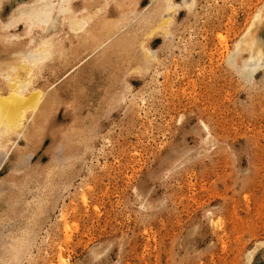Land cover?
Wrapping results in <instances>:
<instances>
[{
    "label": "rangeland",
    "instance_id": "1",
    "mask_svg": "<svg viewBox=\"0 0 264 264\" xmlns=\"http://www.w3.org/2000/svg\"><path fill=\"white\" fill-rule=\"evenodd\" d=\"M261 4L197 0L142 44L150 58L137 34L128 58L99 51L65 77L58 69L57 81L47 62L55 91L19 139L33 165L18 172L28 184L19 226L0 223V264H264V75L241 77L237 56L226 63ZM92 28L87 43L60 39L80 58L114 30ZM12 48H0V61ZM15 153L0 179L15 176ZM0 187L1 213L18 188ZM19 228L24 241L3 260Z\"/></svg>",
    "mask_w": 264,
    "mask_h": 264
},
{
    "label": "bare ground",
    "instance_id": "2",
    "mask_svg": "<svg viewBox=\"0 0 264 264\" xmlns=\"http://www.w3.org/2000/svg\"><path fill=\"white\" fill-rule=\"evenodd\" d=\"M4 1L11 2V0H0V9H2L1 6ZM13 1L16 4H12L13 7L7 10L10 12L4 17L0 13V48L4 46L14 47L5 54L3 61H0V79L3 81L2 87H0V169L5 165L6 159L9 156L13 157L16 152L14 161L10 164L15 176H7L0 179V182L17 187L19 192L10 197V200L8 199L5 210L0 213V223H4L3 225H6V228L9 226L15 228L20 224L17 222L20 220H16L15 216H19L23 212L24 203L22 202L23 197L20 198L22 192H20V189L24 188L26 180L18 172L19 170L31 169L33 164L28 161L30 155L27 156L20 152L18 144L19 139H27V130L36 125V118H39V113H42L50 105L49 101L53 98L55 84L53 81L50 84L47 77L53 76L56 81L60 80L56 77L60 72L58 69L67 67L63 76L65 77L84 60L99 51L100 55L110 53L113 56L114 53H118L124 58L125 56L128 58L130 56L129 50L133 48L131 36L133 35V38H136L134 35L137 34L139 37L137 42L141 43L139 49L148 58L150 55L148 48L142 44H145L146 41L148 44L154 43V40L148 38L154 34V30L160 27H164L165 30L168 29L167 27H171L172 23L177 21L181 11L190 13L197 2V0H147V2L145 0ZM143 1L146 2L144 5H142ZM111 8L115 14L112 17L109 15L112 12ZM262 22H264V4L254 9L245 30L234 43L233 52H230L227 57L226 63L230 66L236 65L235 57H238L241 77H252L259 69L264 75V36L261 37L254 32L256 30V33H262L261 26L264 25H261ZM95 23L100 24L102 28L97 30L103 31L113 27V34L103 40L98 48L82 56L83 58L75 57L74 50L66 49L65 43L60 38L66 37L69 32L73 35L79 34L87 43L88 37L94 32L92 26ZM164 34L166 36V32ZM217 37L218 40L223 41L220 35ZM70 42H66L68 47L71 46ZM244 51L247 52L245 57L242 56ZM6 59L10 60L7 61ZM49 61L53 64L47 69L48 76L44 77L45 74L42 73V70ZM3 65L5 69L2 67ZM128 71L130 73L129 69ZM236 72L238 73V71ZM39 74L42 82H39L40 85H35L34 79L38 78ZM261 79L264 82V76ZM64 94H67V92H64ZM33 105H35L34 115L29 117L30 119L28 118L26 123H23L21 121L23 111L33 107ZM64 117L65 115L62 116V118ZM73 131L70 129L67 134H72ZM69 138H71V135ZM46 171L47 173L51 172ZM25 234L22 228L17 229L13 234L9 233L11 244L3 248V257L5 253H11L13 247H17L18 242L24 241ZM6 258L5 256L2 259L5 260Z\"/></svg>",
    "mask_w": 264,
    "mask_h": 264
}]
</instances>
